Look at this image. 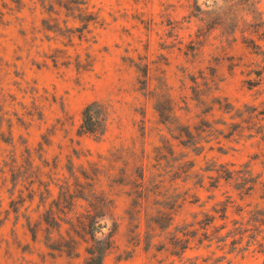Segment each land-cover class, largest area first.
<instances>
[{"label":"rangeland","instance_id":"rangeland-1","mask_svg":"<svg viewBox=\"0 0 264 264\" xmlns=\"http://www.w3.org/2000/svg\"><path fill=\"white\" fill-rule=\"evenodd\" d=\"M93 235L103 264H264V0H0V264Z\"/></svg>","mask_w":264,"mask_h":264},{"label":"trees","instance_id":"trees-1","mask_svg":"<svg viewBox=\"0 0 264 264\" xmlns=\"http://www.w3.org/2000/svg\"><path fill=\"white\" fill-rule=\"evenodd\" d=\"M82 128L85 132H89V133H95L97 131L96 125L94 123L93 105L91 104L88 105L83 111ZM86 218L87 219L93 218V216L90 215L89 211L86 214ZM42 220H44L46 223L50 219L47 220V218L45 219L43 218ZM88 223L93 225V222H88ZM82 224L83 226H86V222H82ZM94 237L95 235L91 237L94 241V246L88 249L89 256L86 260V264H103L104 258L107 252L109 251V249L111 248V240H106L101 242V240H96ZM51 248L56 249L53 246H51Z\"/></svg>","mask_w":264,"mask_h":264}]
</instances>
